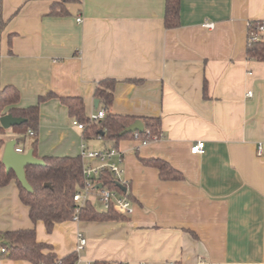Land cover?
<instances>
[{
    "label": "crops",
    "instance_id": "1",
    "mask_svg": "<svg viewBox=\"0 0 264 264\" xmlns=\"http://www.w3.org/2000/svg\"><path fill=\"white\" fill-rule=\"evenodd\" d=\"M164 16L165 0H0V89L18 91V108L56 96L39 104L36 158L81 155L82 131L59 98H82L90 116L103 80L115 81L111 113L158 118L162 135L119 143L133 208L125 219L47 233L11 180L0 188V233L34 228L77 264H264V156L255 148L264 143V61L246 52L264 0H179L171 29ZM1 138L0 160L15 135ZM200 141L203 152L192 154ZM86 145L104 149L99 139ZM152 159L182 179L161 180L141 162Z\"/></svg>",
    "mask_w": 264,
    "mask_h": 264
},
{
    "label": "trees",
    "instance_id": "2",
    "mask_svg": "<svg viewBox=\"0 0 264 264\" xmlns=\"http://www.w3.org/2000/svg\"><path fill=\"white\" fill-rule=\"evenodd\" d=\"M262 23L249 22L250 28L247 30V57L259 62L264 61V34L260 35L257 41L249 42L248 33L249 30L254 31ZM164 25L167 29L179 26V0H165ZM114 85V80H103L95 89L94 96L99 102L97 110H103L105 113L104 117L99 120L89 119L85 113L84 102L80 97H62L59 101L67 107L69 116L84 126L82 138L85 144L88 141L99 139L103 142L104 148L118 150L119 143L125 139L150 141L152 136L160 132V120L111 113ZM54 97L56 96L53 93H48L39 98L38 104L18 108L16 107L19 101L18 91L11 86L0 89V117L11 114L13 117L25 119L24 123L12 127L11 130L15 135L16 147L23 146L27 151L32 150L34 157H36L38 143L39 104ZM136 121L142 122L144 127L142 132L121 135ZM4 132L5 130L0 126V148L4 143L1 138ZM21 150L23 152V149ZM42 160L44 166L25 167V177L31 187V192L22 188L13 172L6 173L0 161V188L9 184L11 180H15L19 190V199L28 208L29 218L33 224L42 222L46 232L51 233L55 225L73 221L75 216L83 222L122 220L127 217L112 208L106 211L97 210L92 204H86L76 212L78 205L73 202V195L83 184L84 161L81 156H46ZM141 162L145 166L156 168L163 181L182 179V175L165 161L152 159L141 160ZM100 177L104 179L103 183L109 189L118 191L117 183L109 174H101ZM44 184L49 186L45 187ZM126 189V195L130 200L129 184ZM0 249L5 251L4 254L0 253V258L26 261L30 264H77L78 261L75 252L59 258L52 245L37 240L34 228L0 233ZM95 264L108 263L97 262Z\"/></svg>",
    "mask_w": 264,
    "mask_h": 264
},
{
    "label": "built area",
    "instance_id": "3",
    "mask_svg": "<svg viewBox=\"0 0 264 264\" xmlns=\"http://www.w3.org/2000/svg\"><path fill=\"white\" fill-rule=\"evenodd\" d=\"M81 19H77L80 22ZM207 28H212L213 24H205ZM248 28H250L248 24ZM264 34V23L259 24L255 30H249L248 40L249 42H255L259 39L260 35ZM247 95H251L248 93ZM105 113L103 110H97L95 113L89 116L90 120H99L104 117ZM72 124L77 127L80 131L84 130V126L76 121ZM31 134V132H29ZM137 134V132L135 133ZM162 135L159 133L153 136V139L160 138ZM147 142V141H142ZM256 155L258 157L264 156V143H256ZM204 149V142H196L190 149L192 154H201ZM15 151L22 153L20 148L15 147ZM84 161L82 169L83 184L80 189L73 195V202L78 205V209L85 206L86 204H92L93 201L100 202L103 208L100 211H106L110 208L116 210L123 215H130L133 212L132 203L127 197V189L122 192L118 187V191L109 189L101 178V174H109L112 179L117 183L125 187L128 182L123 178V169L120 167L121 155L118 150L112 148H104L103 150H90L87 145L83 142L82 153L80 155ZM101 187L98 188L97 186ZM73 221H79L75 216ZM85 245V239L82 235H78V246L77 251L81 250ZM0 253L4 254L5 251L0 249Z\"/></svg>",
    "mask_w": 264,
    "mask_h": 264
},
{
    "label": "water",
    "instance_id": "4",
    "mask_svg": "<svg viewBox=\"0 0 264 264\" xmlns=\"http://www.w3.org/2000/svg\"><path fill=\"white\" fill-rule=\"evenodd\" d=\"M98 100L94 101V106L97 108ZM25 122V119L19 117H13L11 114H6L0 117V126L4 130L11 129L14 126H19ZM143 124L141 121H136L128 128H126L121 135L127 133H136L143 131ZM16 141L14 139L9 140L5 143L3 148V153L1 156V163L4 166L5 172H13L15 178L20 183L22 188L27 192H31V187L29 186L26 177H25V167L26 166H44V162L42 159L36 158L33 156V151L28 150L26 152L18 153L15 151ZM45 187H48V184H44ZM98 188L101 186L98 185ZM117 187L125 192L126 188L121 185H117Z\"/></svg>",
    "mask_w": 264,
    "mask_h": 264
},
{
    "label": "rangeland",
    "instance_id": "5",
    "mask_svg": "<svg viewBox=\"0 0 264 264\" xmlns=\"http://www.w3.org/2000/svg\"><path fill=\"white\" fill-rule=\"evenodd\" d=\"M25 147H26V145H25ZM92 205L98 210L103 208V205L100 202H97V201H93Z\"/></svg>",
    "mask_w": 264,
    "mask_h": 264
}]
</instances>
